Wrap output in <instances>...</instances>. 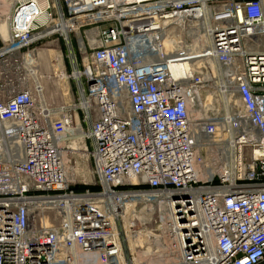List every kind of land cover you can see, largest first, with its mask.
I'll return each mask as SVG.
<instances>
[{
  "label": "built area",
  "instance_id": "obj_1",
  "mask_svg": "<svg viewBox=\"0 0 264 264\" xmlns=\"http://www.w3.org/2000/svg\"><path fill=\"white\" fill-rule=\"evenodd\" d=\"M10 3L0 264H149L145 239L177 252L173 264H264V0ZM55 37L77 39L83 70L52 108L27 63ZM209 87L223 105L197 121L219 128L204 179L192 108ZM88 159L98 180L80 184Z\"/></svg>",
  "mask_w": 264,
  "mask_h": 264
},
{
  "label": "rangeland",
  "instance_id": "obj_2",
  "mask_svg": "<svg viewBox=\"0 0 264 264\" xmlns=\"http://www.w3.org/2000/svg\"><path fill=\"white\" fill-rule=\"evenodd\" d=\"M34 49L38 55L35 56V60H31L34 64L28 65V67L37 71L36 78L33 79V84H36L38 78L40 83L38 86L43 91L40 92L41 96L39 95V104L57 108L65 103H69L68 96H65L67 94V88L70 86L68 82L74 85L76 89V83L72 81L70 76L78 68L83 70L82 56L79 52L77 39L73 38V47H71L62 38L58 39V37H55L35 45ZM57 55L60 56V62L57 60ZM63 74L69 77L63 78ZM202 104L203 108L200 112L205 118L207 116L213 118L211 112L222 111L223 103L214 88L209 87L203 92ZM83 166L89 169L90 172L88 173L89 177L78 180L80 184L98 180V176L93 173V162L91 159L86 160ZM144 242L146 243V239Z\"/></svg>",
  "mask_w": 264,
  "mask_h": 264
},
{
  "label": "bare ground",
  "instance_id": "obj_3",
  "mask_svg": "<svg viewBox=\"0 0 264 264\" xmlns=\"http://www.w3.org/2000/svg\"><path fill=\"white\" fill-rule=\"evenodd\" d=\"M10 8V2L8 3L7 0H0V11L2 13H5L9 10ZM3 29L6 31V25L3 24L2 26ZM81 43H82V38H80ZM200 41V38L198 36H195L193 38V43L188 46V50H196L198 42ZM204 41V40H203ZM200 43V42H199ZM206 44V43H204ZM83 46V43H82ZM38 53L36 50L32 51L29 55V58H33L36 56ZM28 58V63L29 66L31 65L29 62ZM57 60L60 62V56L57 55ZM190 64L183 63L182 66L175 65L173 68L174 75L176 77L182 76V73L184 71L185 74L188 73ZM36 85L38 86L37 82ZM40 87V86H38ZM42 88H39V92H41ZM41 96V93H40ZM45 106V105H44ZM193 114H194V142L196 145H201L204 149V154H205V160L202 164L199 165L198 167V173L200 177L207 179L211 178L214 176V174L217 172L218 167L215 163H218V157H217V145L218 141H215L213 138L216 134V132L219 130L217 124H211L210 127H207V125L203 124H198L197 121H205L207 118L203 114H201L199 110V106L192 108ZM202 115V117H201ZM199 118V119H198ZM201 118V119H200ZM198 119V120H196ZM193 121V122H194ZM221 122V121H220ZM220 122L218 124L220 125ZM214 163V164H213ZM220 170H224L221 169ZM221 171V172H222ZM144 217V213L140 216ZM146 246L147 248L140 254L142 258L147 259V262L149 264H173L177 262L178 259V254L175 251H168L166 247H161V245L154 246L152 243H150L146 239ZM155 249H158V251H154Z\"/></svg>",
  "mask_w": 264,
  "mask_h": 264
},
{
  "label": "crops",
  "instance_id": "obj_4",
  "mask_svg": "<svg viewBox=\"0 0 264 264\" xmlns=\"http://www.w3.org/2000/svg\"><path fill=\"white\" fill-rule=\"evenodd\" d=\"M7 2L9 3L10 0H7ZM10 8H11V3H10ZM10 8H9V10H8L7 12H5V13H2V12L0 11V48L4 45L5 40H6V38H7V35H8V15H9L10 10H11ZM3 24L6 25V31H5V29L2 28ZM37 55H38V54H37ZM33 59H34V60L36 59L35 56H34L33 58H29V62H31V63H30L31 65L34 64V63L31 61V60H33ZM1 65H2V62H1V60H0V70H1ZM36 82L38 83V85L40 84L39 81H38V78H37ZM42 92H43V91H42ZM43 95H44V94H43ZM43 97H44V96H43ZM43 97H41V98H43Z\"/></svg>",
  "mask_w": 264,
  "mask_h": 264
},
{
  "label": "trees",
  "instance_id": "obj_5",
  "mask_svg": "<svg viewBox=\"0 0 264 264\" xmlns=\"http://www.w3.org/2000/svg\"><path fill=\"white\" fill-rule=\"evenodd\" d=\"M85 188H87V187L86 186H82V185L77 187V189H85Z\"/></svg>",
  "mask_w": 264,
  "mask_h": 264
}]
</instances>
